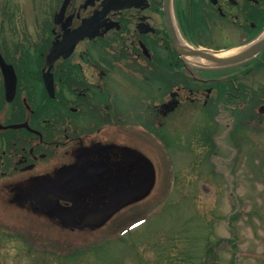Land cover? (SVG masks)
<instances>
[{
  "label": "flooded vegetation",
  "instance_id": "flooded-vegetation-1",
  "mask_svg": "<svg viewBox=\"0 0 264 264\" xmlns=\"http://www.w3.org/2000/svg\"><path fill=\"white\" fill-rule=\"evenodd\" d=\"M27 1L40 2L32 50L2 46L4 28L25 24L11 3L0 13V193L40 197L74 228L101 226L157 187L150 137H175L166 125L176 118L205 114L209 148L217 134L209 129L242 107H264L253 80L264 74V50L248 54L264 40V0ZM89 22L69 55L48 60ZM242 47L229 63L187 60ZM133 187L149 188L106 219Z\"/></svg>",
  "mask_w": 264,
  "mask_h": 264
},
{
  "label": "rangeland",
  "instance_id": "rangeland-1",
  "mask_svg": "<svg viewBox=\"0 0 264 264\" xmlns=\"http://www.w3.org/2000/svg\"><path fill=\"white\" fill-rule=\"evenodd\" d=\"M18 1L9 2L15 10L9 8L25 25L4 28L8 40L2 46L32 50L40 41V2ZM9 3L0 0V13ZM262 75L253 79L255 86H264ZM261 105L245 106L240 117L209 129L217 133L209 148L203 142L205 114L167 124L175 138L150 137L158 145L152 147L159 178L154 193L100 227L72 229L57 211L15 202L13 193L2 190L0 264H56L49 252L65 255L90 246L99 257L89 253L88 264H264Z\"/></svg>",
  "mask_w": 264,
  "mask_h": 264
},
{
  "label": "water",
  "instance_id": "water-1",
  "mask_svg": "<svg viewBox=\"0 0 264 264\" xmlns=\"http://www.w3.org/2000/svg\"><path fill=\"white\" fill-rule=\"evenodd\" d=\"M67 2H68V0L66 1V4H67ZM89 24H90V22L88 24L84 23L82 27H80L79 29H77L76 31L71 33L72 34L71 36H65V40L62 43L55 45L54 48L51 50L49 56L47 57L48 60L54 61L59 56H61L63 54L66 56L69 55L74 50L77 42L89 34V32L87 31ZM91 36H93V35H91ZM263 48H264V41H262L261 43L257 44L255 47H253L251 50V54L259 52ZM2 65H3V69H5V71L7 68H9L5 65L3 60H2ZM262 111H264V109H262ZM148 188L149 187H145V188L133 187L132 189L129 190L127 195H124V194L120 195L119 200L117 202L115 201L113 204L109 205L110 211H109L107 217H105V218L107 219L108 216H110L112 213L116 212L123 204H127L128 202H130L134 199H138L142 195L146 194ZM89 222H91V221H87L83 225H86Z\"/></svg>",
  "mask_w": 264,
  "mask_h": 264
},
{
  "label": "trees",
  "instance_id": "trees-1",
  "mask_svg": "<svg viewBox=\"0 0 264 264\" xmlns=\"http://www.w3.org/2000/svg\"><path fill=\"white\" fill-rule=\"evenodd\" d=\"M242 108L240 109V114L243 113L242 112ZM254 116V115H253ZM103 250V249H101ZM95 252H99L98 249L95 250L93 249L92 246L88 247L85 250H75V251H70L69 253L65 254V255H58L56 253H51L49 252V254H51V257H53V259H56V264H88V254L89 253H95ZM101 252V251H100ZM91 255V254H90ZM97 258L99 257L97 253L94 254Z\"/></svg>",
  "mask_w": 264,
  "mask_h": 264
},
{
  "label": "bare ground",
  "instance_id": "bare-ground-1",
  "mask_svg": "<svg viewBox=\"0 0 264 264\" xmlns=\"http://www.w3.org/2000/svg\"><path fill=\"white\" fill-rule=\"evenodd\" d=\"M240 52V50H233L230 51L228 53H224L219 55V57L221 59H230L231 57H235L238 53ZM191 60L199 62V63H206V60L200 58V57H189Z\"/></svg>",
  "mask_w": 264,
  "mask_h": 264
}]
</instances>
